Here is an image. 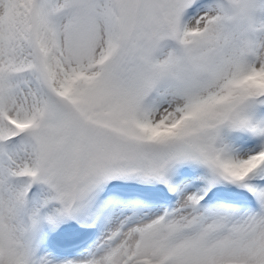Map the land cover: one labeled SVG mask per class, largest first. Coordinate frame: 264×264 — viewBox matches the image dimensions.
<instances>
[{"label": "snow or ice", "instance_id": "6c2138e0", "mask_svg": "<svg viewBox=\"0 0 264 264\" xmlns=\"http://www.w3.org/2000/svg\"><path fill=\"white\" fill-rule=\"evenodd\" d=\"M0 264H264V0H0Z\"/></svg>", "mask_w": 264, "mask_h": 264}]
</instances>
